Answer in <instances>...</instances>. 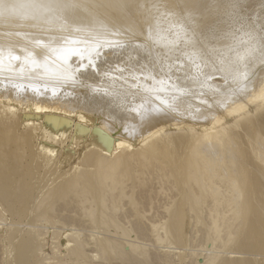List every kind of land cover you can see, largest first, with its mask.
I'll use <instances>...</instances> for the list:
<instances>
[{
	"label": "bare ground",
	"instance_id": "bare-ground-1",
	"mask_svg": "<svg viewBox=\"0 0 264 264\" xmlns=\"http://www.w3.org/2000/svg\"><path fill=\"white\" fill-rule=\"evenodd\" d=\"M263 70L264 0H0V201L16 189L29 194L34 220L87 219L100 233L98 264L169 262L137 238L149 230L158 244H188L191 232L177 235L185 213L218 246L194 264H264ZM77 110L88 115L78 114L71 141L95 126L72 168L53 173L49 158L44 174L21 173L23 134L53 143ZM156 180L181 197L162 236L144 221ZM79 239L70 253L87 264ZM26 261L17 250L14 264Z\"/></svg>",
	"mask_w": 264,
	"mask_h": 264
},
{
	"label": "rangeland",
	"instance_id": "rangeland-1",
	"mask_svg": "<svg viewBox=\"0 0 264 264\" xmlns=\"http://www.w3.org/2000/svg\"><path fill=\"white\" fill-rule=\"evenodd\" d=\"M109 50L112 51L113 49H111L110 47L104 49V52L106 55V56L104 55L105 57H108L109 53H107V51L110 52ZM84 71H89V68L85 67L83 69V72ZM216 77H218V76H216ZM214 79H219V78L214 77ZM18 108H19V106H18ZM20 110L17 109V112H18L17 114H18L19 120L21 119V117H24V114H25L24 112H26V110H23L24 112L23 111L20 112ZM77 111H79V112H77ZM77 111H75L71 115H69V119L67 118L68 129H67L66 135L64 137H61V135H58V137H57L58 139L56 141H54L53 143H51L49 140H46L47 138L45 137V135L39 134L38 132H35L32 134H23L22 138L19 139L21 141V144H22V147H21V153H22L21 173H25L26 175H29L32 172V170L35 169L36 175L40 176V175L44 174L46 172L44 160H49V158L53 159L52 161H54V167L51 169V172H53V173L54 172L57 173L60 171L65 172V171L70 170L72 168V165L75 163L73 161L77 160L76 159L77 158L76 152L78 151V149L81 145L87 144L86 142H88L90 140L91 135H90L89 131H90V129H92L93 126H95V122L93 124H89L88 126H86L88 131L82 133L79 136L80 139L78 141H75V142H77L75 144L74 143V140H75L74 136L78 135L76 131L78 128H80L84 125L83 123L81 124V122H79V120L77 119L78 114H80V113L85 114L86 113L85 115H88V112L86 110H77ZM27 112H28V110H27ZM41 118L37 122L39 125H43L45 123V121L43 120L44 118H42V120H41ZM18 125H20V126H18L19 129H24L23 125H21L20 123H18ZM36 129H38V128H36ZM112 134H111V138H115V136H113L114 134L113 135ZM42 135H43V137H41ZM72 138L74 139L73 141H71ZM43 147H47L48 149H45ZM41 148H43V149H41ZM49 149H52V150L50 151ZM7 152L8 153L5 157V159L11 161L12 158L14 157V155H16V151H15V148L13 147V145H11L10 149ZM66 152H69V153L67 154ZM14 175H15V173L12 172L11 176H14ZM156 181L153 182L152 187L150 189V191H152L151 196H150V201L154 202V203H150V205H151L150 209H149L150 205L148 204L145 208L146 212L144 211L146 214V215H144V217L148 219V220H144V221L148 225L147 224L145 225L144 222L143 223H144L147 230L149 227L154 230L158 224V227L155 230L158 233V235L161 234L160 236H162L163 231L165 232V230H166V227H165L166 225L163 226L164 225L163 222L167 221V218H168L167 215L170 213L171 209H174L173 206L176 205L179 198H177L178 192H177L176 188H173V186H170L169 184H166V186H165L164 185L165 183H163L161 181L160 182L157 181V183H155ZM158 183H159V185L161 184L160 186H162V190L165 188L163 190V192L161 190V187H159ZM169 188L171 190H169ZM158 189L161 191L160 194L157 193L159 191ZM156 190H158V191H156ZM18 192H21V194H17L16 189H10L7 191V193L11 195L10 199L7 201H0V207L2 210L0 213V264H14L13 257L16 254L17 250L21 251L22 254L27 257L26 264H74L76 262L73 258L74 257L73 254L70 252H71V249L74 247V245H73V243L75 244L74 241L75 240L77 241L79 238H80L79 241L83 240V242H84L83 244H84V246H86L85 248L83 246L86 254L89 257L91 255L92 258L91 257L90 258L93 260L94 264H96V263L98 264V262L101 259L98 258L97 250L93 246H95L94 245L95 238L98 237L100 235V233H98V231H97L98 229H95V228L93 229L92 225L89 226L90 223L88 222L87 219L81 217V220L78 219L79 220L78 221L75 218V216H77V215L74 212H73V214H71L72 213L71 211H67V214L72 215V216L71 215L68 216L66 214V212L64 211L65 213L62 212L63 215L60 213V216L62 215L63 217L66 218V216H64V215H67V217H70L73 220V221H71V220L69 221V218H68V221H65V223L67 222L66 223L67 225L64 223V221H61V223H60L61 219L57 220V222L56 221L55 222H47L45 220L37 221L38 219L34 220L33 217L37 216L38 214L35 215L36 212L33 211L29 205V202H30L29 194H27V193L25 194L23 191H20V190H18ZM153 194L155 195V197L153 196ZM173 194H175V195H173ZM178 197H180V195ZM151 198L153 200H151ZM129 200H130V197L124 198V200L120 206L121 210L118 211L119 214L122 215L124 213V211L125 210L127 211V209L130 207L129 206L130 205ZM178 203H179V201H178ZM51 214H54V212H52ZM184 215H185V217L190 216L192 218L188 217L189 219L187 218L188 219L187 222L188 221L189 222L184 223V221H183L184 216L182 214L183 220L182 219L181 220H182L183 224H186V227L182 224L183 228L181 225V229H183V230H182V232L180 230L179 233L181 232V234H177V235L181 236V235H183L182 233L186 234L187 232H188L187 234H189L190 232H191V234L193 233L192 235L191 234L187 235V238H189V236H192L189 238L190 240L186 239L188 241V244L186 243L187 245L183 244V246H182V244H180V243L175 244L176 241L174 242V245H173V243H170V241L173 242V240H175V239L169 240V241H164L165 243L162 241V243L159 242L160 244H158V243H156L158 241H155V239H153V236H151L150 232H148L149 230L146 232L147 239H146V237L145 238L144 237L143 238H137V239H139L138 240L139 242H141V243L145 242L142 245L144 247H147L146 249L148 251H149V249H151V250L156 249L153 251L150 250L149 252H153L154 254H156L158 252L157 255L161 252L158 256L161 255L163 257L165 254L167 255V257L169 256L168 258H171L170 261L167 263H165V261H164V264H189L188 262H191V261H192L191 263H193L196 261V258H193V257L203 258V257H205V255L207 256V254L211 250H213L214 248L217 249V247H218L216 245H214L213 247H210V245L206 244V241L204 240L202 234H200V233H202V230H203L202 228L204 227L203 224H201L202 222L201 223H200V221L198 222V219H196V218H194V220H192L193 216L191 213L189 215H186V213H185ZM62 216H61V218H62ZM129 219H131V220H129ZM129 219H126L127 225L129 222L131 224V222L134 220V217L133 218L129 217ZM75 220H77V222ZM150 220H151V222H149ZM153 222L156 225L155 228L151 227L152 225H154ZM185 222H186V220H185ZM61 224H63V225L65 224V225L63 226ZM149 224H150V226H149ZM187 224H188V226H187ZM9 225L11 227L14 226V230H13V227L11 228ZM72 225H73V227H72ZM160 227H161V229H158ZM7 229L9 230V232ZM191 229H192V231H190ZM198 229H200V230H198ZM10 230H11V232L12 231H14V232H12V234H11ZM195 232L197 233L198 237L196 236ZM90 233H91V235H90ZM147 233H148V236H147ZM75 234L77 235V237ZM95 234L97 235L96 237L94 236ZM92 235L94 237H92ZM10 236H12V237L9 238ZM148 237H150V238H148ZM163 237L165 238V235ZM193 237H195V238H193ZM14 238H17V239H14ZM68 238L70 240H68ZM8 239H10V240L13 239V240L10 241ZM92 239H94V241ZM140 239L141 240L144 239V240L141 241ZM176 239H177V237H176ZM191 239H193V240H191ZM201 239H203V240H201ZM149 240H152V241H149ZM198 240L200 242L201 241L202 242L200 243V242H198ZM80 242H82V241H80ZM166 242L169 243L170 246L167 245ZM203 242H205V243H203ZM27 243H29L28 244L29 248H26L24 246ZM85 243H87V244H85ZM190 243H191V245H190ZM32 244L34 245L35 248L31 246ZM35 244H36V246H39V247H36ZM162 244H165L168 247L165 245H162ZM178 244H179V246H177ZM160 245L163 246V248ZM198 246H200V247H198ZM202 246H203V248H202ZM70 247H71V249H69ZM205 247L207 250L205 249ZM165 248L167 250H165ZM226 249H223V252L226 253V252H229V250L231 251L230 247H227ZM178 250H179L181 256L184 254L183 257L180 256V254L178 253ZM180 250L181 251L183 250L184 252L182 251L183 252L182 253ZM219 250H222V249L220 248ZM165 251H166V253H165ZM88 252H89V254H88ZM153 253H151V254H153ZM191 253L192 254L196 253V254L192 255ZM204 253H206V254H204ZM177 254H179V256H177ZM186 254H187V256H186ZM198 254L201 256H196ZM229 254L230 253H227L226 256L227 255L230 256ZM202 255H203V257H202ZM231 256H233V254H231ZM89 257L87 259L88 262L91 261V259ZM189 257L192 258L193 260L189 259ZM181 259H183V260H181ZM194 259H195V261H194ZM72 260H74V262ZM154 260L155 259H153V263L150 260L151 264L157 263V260H155V262H154ZM200 261H202V259ZM88 262H87V264H88ZM91 263H92V261H91ZM91 263H89V264H91ZM158 263H159V261H158ZM160 263H162V261Z\"/></svg>",
	"mask_w": 264,
	"mask_h": 264
}]
</instances>
